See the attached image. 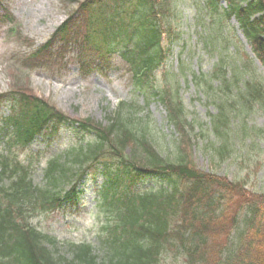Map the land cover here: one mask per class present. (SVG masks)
I'll return each instance as SVG.
<instances>
[{
	"label": "trees",
	"instance_id": "trees-1",
	"mask_svg": "<svg viewBox=\"0 0 264 264\" xmlns=\"http://www.w3.org/2000/svg\"><path fill=\"white\" fill-rule=\"evenodd\" d=\"M202 1L214 9L219 0ZM226 3L216 16L236 18L264 66V0ZM174 8L172 0H82L51 35L74 50L82 74L107 72L115 58L121 59L133 92L157 98L166 109L178 135L172 143L173 157L154 144L132 101L119 102L103 124L90 117L70 118L47 99L23 89L5 95L9 110L0 117V264H158L160 256L172 252L183 264H203L205 244L219 234L227 241L228 217L232 227L243 214L237 242L227 249L224 264H264V192L250 190L242 180L198 169L180 101L155 86L153 72L165 58L161 36L171 31ZM45 46L30 60L47 57ZM223 60L219 54V76L227 89L234 87V98L259 99V86L243 78L245 74L233 70L231 83L226 82ZM61 126L81 137L63 155L44 162L42 181L36 184L32 165L18 159L16 151L29 147L42 133L56 134ZM214 129L221 133L217 126ZM236 129L240 140L246 127ZM230 145L225 140L212 153L224 158ZM97 173L103 183L95 189L96 198L111 211L112 220L102 227L104 237L97 248L90 242H67L66 258L67 253L54 252L55 239L39 231L30 218L77 201L78 183L84 175L94 178ZM144 177L153 183L144 187ZM224 245L212 249L218 253L212 264L222 259L218 256L227 248Z\"/></svg>",
	"mask_w": 264,
	"mask_h": 264
},
{
	"label": "rangeland",
	"instance_id": "rangeland-1",
	"mask_svg": "<svg viewBox=\"0 0 264 264\" xmlns=\"http://www.w3.org/2000/svg\"><path fill=\"white\" fill-rule=\"evenodd\" d=\"M75 1L0 0V93L10 87H23L47 99L71 118L90 117L103 124L118 101L134 100L138 121L151 131L154 144L173 157L175 147L172 143L178 135L167 123L164 107L151 96L145 98L141 93L134 96L129 72L121 59L115 58L109 71H94L87 76L77 71L76 64L71 62L70 51H65L63 56L66 59L62 63L57 58L39 68H24L22 61L25 54L49 37ZM176 4L179 5V20L174 22L168 43H164V47H170L161 65L163 68L155 72V84L162 90L177 91L186 121L190 123V127L186 126L185 129L192 144L193 162L198 169L225 174L229 179L242 180L248 188L264 192V98L242 108L240 104L232 105L233 95L230 92L222 95L216 90L208 94L199 92L192 80L193 74H210L218 54L225 53L222 48L224 43L234 44V60L243 67L250 65L252 70L249 71L263 82V86L264 68L251 54L233 18L223 20L220 32L212 33L215 17L204 19L205 12L199 7L198 0H176ZM202 19L204 21L201 23ZM222 39H226V42L220 44L218 40ZM233 48L226 49V52H234ZM211 101L224 103V113L234 122L231 126L233 130H229L225 137L232 148L224 158L213 155L210 150L222 141L210 132L209 115L216 114V107ZM1 105L0 114L7 110L6 106ZM242 119L247 133L239 140V132L234 128L236 121ZM222 131L227 129L223 128ZM79 135L61 126L56 134H43L44 138H38L30 149L20 151L19 157L32 165V179L39 182L44 162L50 157L63 155L65 149L79 139ZM97 180L101 182V176L97 175ZM85 181L80 186L79 204L72 203L65 209L48 213L39 212L31 219L39 230L55 236L57 246L53 249L60 254L67 253L64 255L66 258L69 255L67 241L95 242L103 235L102 224L109 222L107 209L95 205L90 176ZM63 187L68 189L67 184ZM230 217L227 220L229 226L232 225ZM237 226L232 230L233 234L238 230ZM229 239L230 243L232 234ZM225 243L222 234L207 242V258L203 264H212V259L216 260L214 256L218 254L212 249L217 246L219 250ZM172 253L160 259L159 264H183Z\"/></svg>",
	"mask_w": 264,
	"mask_h": 264
}]
</instances>
